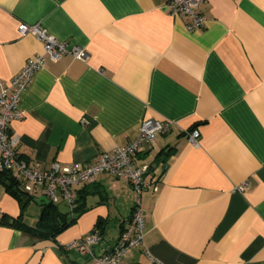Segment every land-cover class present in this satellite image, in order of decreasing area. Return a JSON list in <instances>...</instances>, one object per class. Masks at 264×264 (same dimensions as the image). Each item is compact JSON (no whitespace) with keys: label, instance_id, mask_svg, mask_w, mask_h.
I'll use <instances>...</instances> for the list:
<instances>
[{"label":"crops","instance_id":"obj_1","mask_svg":"<svg viewBox=\"0 0 264 264\" xmlns=\"http://www.w3.org/2000/svg\"><path fill=\"white\" fill-rule=\"evenodd\" d=\"M165 1L0 0V80L42 52L21 23L88 55L45 56L35 70L25 116L8 126L17 157L42 169L86 165L136 139L144 119L168 120L135 157L151 167L140 196L150 255L132 248L121 264H264V0H207L195 31ZM8 180L0 173V264H93L66 246L98 228L93 255L109 253L136 198L127 180L100 173L75 187L72 214L55 204L46 223L74 220L51 235L42 202Z\"/></svg>","mask_w":264,"mask_h":264},{"label":"built area","instance_id":"obj_2","mask_svg":"<svg viewBox=\"0 0 264 264\" xmlns=\"http://www.w3.org/2000/svg\"><path fill=\"white\" fill-rule=\"evenodd\" d=\"M207 0H166L165 9L174 16L187 18L185 27L188 31L199 30L205 19L200 12V5ZM21 34H31L42 43V52L27 59L23 67L15 73L8 82L0 80V172L5 171L14 176L19 186L28 194L45 196L49 201L57 204L64 201L72 214L76 207L77 185L91 183L100 173H110L116 178L127 180L136 193L130 218L124 226L114 248L101 256L93 255L92 249L101 240L100 231L94 228L84 238L72 241L66 248H70L82 255H89L93 264H121L122 259L132 248H142L147 255L149 251L144 244V223L141 210V193L146 188L145 176L151 170L147 163L136 164V155L150 148L158 135L167 132L172 123L168 120L144 119L136 139L114 151L104 154L97 160L86 165L76 163L60 165L53 163L47 169L29 167L17 157L16 147L18 137L9 133V123L22 119L25 111L20 107L22 93L32 82L35 70L45 62V56L52 61H58L64 55L85 61L87 52L78 46H68L66 42L50 35L39 25H18ZM199 132L192 129L188 132V139L197 144ZM155 180V179H154ZM150 182L152 190L157 191V183ZM245 185L238 187L243 191ZM151 264H161L158 259L151 258Z\"/></svg>","mask_w":264,"mask_h":264},{"label":"trees","instance_id":"obj_3","mask_svg":"<svg viewBox=\"0 0 264 264\" xmlns=\"http://www.w3.org/2000/svg\"><path fill=\"white\" fill-rule=\"evenodd\" d=\"M0 173L5 174V175H7V177L10 178V180H8L9 182H7L6 184H7V188H9L14 194L18 195L20 193V194H24V195L29 196V194L27 192H25L19 186V182L16 179L10 177V173L5 172V171H1ZM34 199L37 200L36 198H34ZM41 204L43 206H42V212H41L40 220L41 221L45 220L44 223H46V222H48V219L52 218V217H50V214H52V211H54V209H55V203L49 201L47 204H43V203H41ZM58 215L57 214L55 215L57 223L53 224V222H52V223H46L45 224V226L47 225L50 228V230H51L50 234L51 235L53 233H56V232L62 230L63 228H65L68 224H70L74 220V218L66 220L65 216L63 217V216H58ZM12 224H14V223H12ZM20 227H23V226L20 225Z\"/></svg>","mask_w":264,"mask_h":264},{"label":"water","instance_id":"obj_4","mask_svg":"<svg viewBox=\"0 0 264 264\" xmlns=\"http://www.w3.org/2000/svg\"><path fill=\"white\" fill-rule=\"evenodd\" d=\"M38 200L43 204H47L49 202V200L45 196L39 197Z\"/></svg>","mask_w":264,"mask_h":264}]
</instances>
